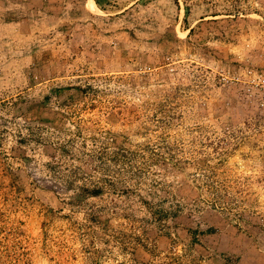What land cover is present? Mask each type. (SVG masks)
<instances>
[{
	"label": "rangeland",
	"instance_id": "obj_1",
	"mask_svg": "<svg viewBox=\"0 0 264 264\" xmlns=\"http://www.w3.org/2000/svg\"><path fill=\"white\" fill-rule=\"evenodd\" d=\"M87 1L0 0V264H264V0Z\"/></svg>",
	"mask_w": 264,
	"mask_h": 264
},
{
	"label": "built area",
	"instance_id": "obj_2",
	"mask_svg": "<svg viewBox=\"0 0 264 264\" xmlns=\"http://www.w3.org/2000/svg\"><path fill=\"white\" fill-rule=\"evenodd\" d=\"M251 88H248L246 96H250L254 101L256 109V119L264 123V73L255 72L250 76Z\"/></svg>",
	"mask_w": 264,
	"mask_h": 264
},
{
	"label": "trees",
	"instance_id": "obj_3",
	"mask_svg": "<svg viewBox=\"0 0 264 264\" xmlns=\"http://www.w3.org/2000/svg\"><path fill=\"white\" fill-rule=\"evenodd\" d=\"M95 3H98V0H94ZM89 2V0L87 1V3ZM99 192V189H88L85 187H82L79 192L76 194V196H80V197H85L86 195L90 194H97Z\"/></svg>",
	"mask_w": 264,
	"mask_h": 264
},
{
	"label": "bare ground",
	"instance_id": "obj_4",
	"mask_svg": "<svg viewBox=\"0 0 264 264\" xmlns=\"http://www.w3.org/2000/svg\"><path fill=\"white\" fill-rule=\"evenodd\" d=\"M91 8H92V9H96L95 5H93V4H92ZM95 12H96V11H95Z\"/></svg>",
	"mask_w": 264,
	"mask_h": 264
}]
</instances>
